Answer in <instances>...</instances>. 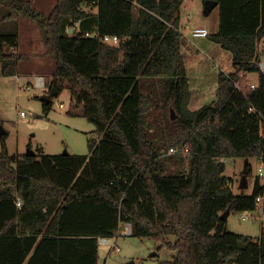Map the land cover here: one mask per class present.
<instances>
[{
    "label": "trees",
    "instance_id": "16d2710c",
    "mask_svg": "<svg viewBox=\"0 0 264 264\" xmlns=\"http://www.w3.org/2000/svg\"><path fill=\"white\" fill-rule=\"evenodd\" d=\"M213 1L219 30L209 37L231 52L235 71L220 73L213 104L192 111L185 0H56L49 15L34 0H0L5 21L26 17L40 27L55 60L50 93L68 89L71 113L101 135L89 141L90 155L20 157L0 135V264H99V238L115 237L123 223L177 252L162 264H264V228L256 238L235 234L221 218L256 210L264 196L260 178L247 195L224 175L225 158L264 155V0ZM86 7L97 9L95 18ZM19 47V32L0 34V75H18ZM250 73L258 74L256 89L242 87ZM164 111L177 115L168 149L188 146V171L169 172L151 138L150 123Z\"/></svg>",
    "mask_w": 264,
    "mask_h": 264
},
{
    "label": "rangeland",
    "instance_id": "374dc122",
    "mask_svg": "<svg viewBox=\"0 0 264 264\" xmlns=\"http://www.w3.org/2000/svg\"><path fill=\"white\" fill-rule=\"evenodd\" d=\"M56 5V0H34V6L46 15H49ZM90 12L97 9L86 7ZM7 8H0V34H13L19 32L20 47L18 53L23 60L18 69V75L24 79L19 84L15 76L5 77L0 75V128L7 132V147L11 156H25L30 151L37 156L43 154L61 155L68 152L72 155H90L89 141H99L101 135L96 126L86 118L72 111V96L68 89H65L58 96L53 97L50 111L44 110L43 96L50 95V89L54 79L55 60L49 54L48 48L43 41V33L40 27L32 20L21 17L18 20H4L8 14ZM183 22L191 20L192 24H205L210 32L219 30V7L215 8L210 15L204 13V1L198 0L196 4L192 0L186 1L181 9ZM189 25V24H188ZM96 24H92L91 31H95ZM192 26V25H191ZM71 30V29H70ZM190 28H187V32ZM81 31V30H80ZM74 31L73 33H75ZM73 33H70L72 35ZM210 39H205L209 43ZM200 39L194 42L199 43ZM197 43L198 46H200ZM201 47V46H200ZM209 51V48L207 49ZM219 57L213 60L207 56L205 50H198L192 41L185 40L183 53L193 87L194 97L190 103V110L196 111L200 108L213 104L217 100L218 77L221 72L231 73L235 71L231 52L223 49ZM259 58L264 61V39L259 43ZM42 75L46 79V88L43 90L32 88L24 90L23 87L32 85V76ZM251 78L245 80L243 88L255 82L256 73H250ZM199 85L194 88V86ZM258 84V83H257ZM159 98V97H158ZM66 104L65 109L60 104ZM24 113V115H22ZM159 119H152L150 123L151 138L159 147L162 159L166 161L169 172L188 171L189 154L188 146L176 147L177 153H171L170 137L173 135L172 115L177 116L173 111L161 112ZM171 116V118H170ZM157 118V117H156ZM2 144L0 142V154ZM245 158H225L226 170L224 175L232 180L234 193L251 195L254 189L255 180L258 177L259 160L250 158L249 163L252 173L247 177L248 188L241 189ZM264 184V177L261 178ZM264 210V201L261 206L253 212V217L243 219V212H233L227 218L228 232L260 237L264 228L261 215ZM125 223L121 224L117 235H121ZM172 241L176 238L171 236ZM120 252L112 251L111 247L100 245L99 264L108 261L109 264H162L163 261H172L177 254L161 243L135 235L119 236L116 238ZM115 241V240H113Z\"/></svg>",
    "mask_w": 264,
    "mask_h": 264
},
{
    "label": "built area",
    "instance_id": "2783aa9c",
    "mask_svg": "<svg viewBox=\"0 0 264 264\" xmlns=\"http://www.w3.org/2000/svg\"><path fill=\"white\" fill-rule=\"evenodd\" d=\"M191 35L194 38H208L211 35V32L207 28L196 27V28L192 29ZM102 40L105 43H108V44H111V45H118L119 42H120V39L117 36H104ZM258 65L260 67V70L264 73V61H259ZM241 77H245V75L241 74ZM16 79H17V82L20 84L23 81L24 78L22 76H20V75H16ZM32 83H33L32 85L28 84L27 86H24L23 89L26 91V90H32V88L39 89V90H43V89L46 88V79L42 75L33 76ZM235 86H236L237 89H241L242 88L241 87V83H236ZM247 87L250 88V89H256L257 88V81L248 84ZM60 108L61 109H65L66 108V104L61 103L60 104ZM249 111L250 112H255V109L253 107H251L249 109ZM22 115H24V113H22ZM261 135H264V126L261 129ZM170 152L171 153H177L178 149L176 147H171L170 148ZM258 160L260 161L259 162L260 165L258 166V169H257V172H258V177L257 178L261 179L262 177H264V155H262L260 158H258ZM263 201H264V196L258 197L257 198L256 207L257 208L260 207L261 203ZM17 206L18 207L22 206V201L21 200L17 201ZM254 211L255 210L243 212V214H242L243 219H247V218L253 217L254 216L253 215ZM261 219H262V222H264V210L262 212ZM120 234L121 235H117V236H115L113 238L100 237L99 238V244L111 247L112 251L120 252V247L117 245L116 238L119 237V236H122V235H124V236L132 235V225L130 223H125L123 231L120 232ZM113 240H115V241H113Z\"/></svg>",
    "mask_w": 264,
    "mask_h": 264
},
{
    "label": "crops",
    "instance_id": "0c3cea01",
    "mask_svg": "<svg viewBox=\"0 0 264 264\" xmlns=\"http://www.w3.org/2000/svg\"><path fill=\"white\" fill-rule=\"evenodd\" d=\"M186 1H188V0H185V2H184V4L186 3ZM193 1V3L194 4H196L197 2H198V0H192ZM183 4V5H184ZM183 7V6H182ZM96 9V8H95ZM92 14L94 15V18L96 17V14H97V10H95V11H93L92 12ZM87 24V23H86ZM85 24V25H86ZM189 24V25H188ZM80 25H81V23H77L76 24V26L74 27L75 28V31H79V27H80ZM85 25L84 26H82L83 28L85 27ZM192 25V26H191ZM205 24H192V22H191V20L189 21V23L187 22V21H185V22H183L182 20H181V30H182V32L184 33V36H185V40H190V41H192L193 42V44L195 45V47L198 49V50H205V52H207V53H209V54H207V56L209 57V58H211V60H213L215 57L217 58V57H219V55L221 54V53H224L223 52V48H222V46L220 45V44H218V43H215V42H213L211 39H210V37H208V38H194V37H192V35H191V31H192V29H194V28H196V27H204V28H207L208 29V27L207 26H204ZM187 28H190V30L187 32ZM209 30V29H208ZM210 31V30H209ZM217 32V31H216ZM215 32V33H216ZM211 34H212V32H211ZM214 34V33H213ZM197 39H200V41H199V45L201 46H198L197 45V43L196 42H194V41H196ZM205 39H210L209 41H211V42H209V43H205L204 42V40ZM184 40V41H185ZM209 48V51L207 50ZM187 72H188V70H187ZM226 73V72H225ZM232 73V72H231ZM229 74V73H228ZM257 74V73H256ZM35 75H38V74H35ZM34 75V76H35ZM32 78H33V76H32ZM188 78H189V73H188ZM247 78H251V75H247ZM252 79H255L256 81L258 80V74H257V76L255 77V78H252ZM218 80V79H217ZM217 83H218V81H216ZM189 83H190V89H191V92H192V99H191V101L193 100V97H194V91H193V87H192V84H191V81H190V78H189ZM199 85H196L195 84V86H194V88H196V87H198ZM217 86H218V84H217ZM192 103V102H191ZM191 106V105H190ZM189 106V107H190ZM232 185V184H231ZM232 187V186H231ZM237 194H239V193H237ZM105 263H107V264H109L108 263V261H105ZM104 263V264H105Z\"/></svg>",
    "mask_w": 264,
    "mask_h": 264
},
{
    "label": "water",
    "instance_id": "95a60500",
    "mask_svg": "<svg viewBox=\"0 0 264 264\" xmlns=\"http://www.w3.org/2000/svg\"><path fill=\"white\" fill-rule=\"evenodd\" d=\"M218 5H219V3L217 1H213V0L205 1L204 2V13H205V15H210L213 12V10L218 7ZM74 31H75V28L73 27V28H71V30H69V34L73 33ZM57 94H58V90L56 88H52L50 95L49 96H43L42 101L46 104H49L53 101L52 100L53 97L57 96ZM175 118L176 117L174 115H172V119L174 120ZM5 134H7V132L3 128H0V135H5ZM64 154H68V152H64ZM27 155L28 156H35L36 153L33 151H30ZM248 163H249V161L246 159L244 170H243L241 189H247L248 188V182H247V177L249 175ZM229 215H230V211H227L222 215L221 218L223 220H226L229 217ZM131 264H134V263H131Z\"/></svg>",
    "mask_w": 264,
    "mask_h": 264
}]
</instances>
